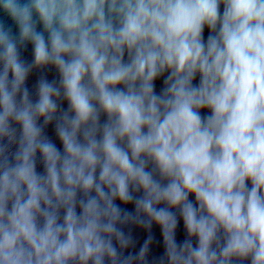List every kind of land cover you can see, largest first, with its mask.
Returning a JSON list of instances; mask_svg holds the SVG:
<instances>
[{"label":"clouds","instance_id":"1","mask_svg":"<svg viewBox=\"0 0 264 264\" xmlns=\"http://www.w3.org/2000/svg\"><path fill=\"white\" fill-rule=\"evenodd\" d=\"M0 13V264H148L154 224L152 264H264V0ZM48 67L59 80L41 75L33 100L26 81ZM126 226L149 233L138 252Z\"/></svg>","mask_w":264,"mask_h":264},{"label":"water","instance_id":"2","mask_svg":"<svg viewBox=\"0 0 264 264\" xmlns=\"http://www.w3.org/2000/svg\"><path fill=\"white\" fill-rule=\"evenodd\" d=\"M221 12H223V5H221ZM0 18H3V13H0ZM9 23H11V21H9ZM38 30H41V26L38 25ZM13 31H16V28L13 27ZM209 35V30L207 27H205L204 30V38L205 40L207 39ZM21 58L23 60H25L26 62H31L34 59V54H33V46L29 43L27 45L26 48L21 49ZM125 59H127V55L125 56ZM41 75H45L47 77V79L49 81L55 79V80H59V75L56 72V70L52 67H48L44 70H34L28 77L27 81H26V86L29 88L30 92L32 93V99L35 100L36 96H35V84L38 80V78ZM167 75V74H165ZM199 82V76H197L196 80L194 81L195 83ZM163 86V78H160L158 80L155 81V89L157 92L160 91V89ZM59 103L62 105L63 108L67 109L68 104L66 101H59ZM106 119V117L102 116L101 120L103 122V120ZM42 123V121H41ZM17 128L19 127L18 125H14ZM45 132L47 134L48 137H50L56 144L57 147L62 149V144L60 143V141L56 138L55 135V131H54V123L50 124L47 126V128L45 129ZM16 149V145H12L11 146V151H15ZM36 170L38 173H43L44 171V167L43 164L41 162V158L39 153H37V166H36ZM250 182H249V187H250ZM191 200H195V197L190 195L189 197ZM117 203H120L119 201H117ZM162 206V205H161ZM122 207H127L129 211H132L134 206L133 205H127L124 206L122 205ZM175 211V210H174ZM129 229H131V235L133 238V241L135 243V247L134 248H129L126 250L125 254H127V252H138L139 249L143 246L145 240L147 239L149 233L137 226H126L125 227V232H128ZM152 236H153V242L150 245V251L149 254L147 256V260H148V264H152V262L154 260H158L161 256H163L164 254V246H163V237H162V233L160 231L159 226L157 225H153L152 228V232H151ZM186 238V234L184 232V228H183V221L181 220L177 229V233H176V239L178 242L183 241ZM193 243L195 244V240H193ZM242 264H250V260H245L242 262Z\"/></svg>","mask_w":264,"mask_h":264}]
</instances>
